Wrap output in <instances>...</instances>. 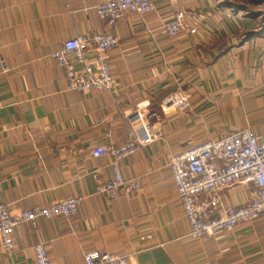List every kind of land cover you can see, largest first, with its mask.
<instances>
[{"label": "crops", "instance_id": "1", "mask_svg": "<svg viewBox=\"0 0 264 264\" xmlns=\"http://www.w3.org/2000/svg\"><path fill=\"white\" fill-rule=\"evenodd\" d=\"M107 1L0 0L3 200L18 213L81 198L70 218L19 225L11 254L0 243V264H36L40 244L51 264H86L90 252L127 256L132 264H264V216L232 234L191 238L168 167L173 154L245 128L264 141V32L253 34L251 17L234 11L264 0H152L154 12L129 13L115 31L112 91H69L51 54L76 36L107 31L95 10ZM179 11L189 14L196 34L164 33ZM86 65L99 72L93 53ZM176 91L189 94L191 108L162 114V100ZM143 107L163 137L119 161L124 178L141 186L110 200L97 188L114 179L113 159L92 151L125 145L127 117ZM248 201L246 184L225 191L227 205Z\"/></svg>", "mask_w": 264, "mask_h": 264}, {"label": "built area", "instance_id": "2", "mask_svg": "<svg viewBox=\"0 0 264 264\" xmlns=\"http://www.w3.org/2000/svg\"><path fill=\"white\" fill-rule=\"evenodd\" d=\"M69 1V0H65ZM100 20L108 28L91 37L76 36L64 42L62 48L51 54V58L64 69L67 89L78 93L112 91L114 77L108 56L120 46L115 34L121 20L129 13L145 17L155 10L152 0H108L96 7ZM189 14L179 11L172 21L163 25L169 37L197 33ZM93 53L99 72L86 65V57ZM75 64L84 65L83 70ZM191 108L189 94L176 91L162 100L159 111L164 114L188 111ZM153 112L149 108H137L127 122L131 139L123 146L114 145L94 148V157H111L115 177L112 181L99 184L98 194L110 200L139 191V179L127 180L118 167L125 159L144 146L163 137L162 128L150 121ZM168 167L172 171L177 194L188 220L193 239L215 236L219 233L232 234L237 227L264 216V141L251 128H245L228 136L208 140L196 147L170 157ZM237 184L249 186V201L240 206L224 202L225 191ZM81 198L70 197L51 207H34L13 213L3 200L0 190V243L2 251L11 254L15 248V229L24 223H35L39 218L50 220L63 216L70 218L78 213ZM149 237V236H148ZM36 264H51L47 248H34ZM86 264H132L127 256L110 253L90 252L84 255Z\"/></svg>", "mask_w": 264, "mask_h": 264}, {"label": "rangeland", "instance_id": "3", "mask_svg": "<svg viewBox=\"0 0 264 264\" xmlns=\"http://www.w3.org/2000/svg\"><path fill=\"white\" fill-rule=\"evenodd\" d=\"M249 6L251 8L246 9L245 13H242L243 16H246V18L251 17L252 21H254L252 24L254 25V29H252L253 34H259L264 32V6L261 5H255L249 3ZM246 8V7H245ZM234 11H238L234 8ZM263 14L262 16H260Z\"/></svg>", "mask_w": 264, "mask_h": 264}, {"label": "trees", "instance_id": "4", "mask_svg": "<svg viewBox=\"0 0 264 264\" xmlns=\"http://www.w3.org/2000/svg\"><path fill=\"white\" fill-rule=\"evenodd\" d=\"M258 3H259V2L255 1L253 4L258 5ZM237 10L242 11V10H246V8H244V7H239V8H237ZM262 15H263V14H261L260 16H262Z\"/></svg>", "mask_w": 264, "mask_h": 264}]
</instances>
